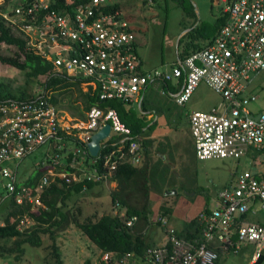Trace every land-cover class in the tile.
Masks as SVG:
<instances>
[{
  "label": "built area",
  "instance_id": "1",
  "mask_svg": "<svg viewBox=\"0 0 264 264\" xmlns=\"http://www.w3.org/2000/svg\"><path fill=\"white\" fill-rule=\"evenodd\" d=\"M12 2L0 10V18L15 37L25 41L27 51L53 65L55 76L82 81L86 90H98L101 101L118 100L141 114H146L142 102L150 87L160 86L162 96L184 106L205 83L222 101L210 111L188 114L197 159H241L253 152L264 153V113L257 117L248 109L258 99L248 92L249 84L264 72V0L227 2L224 12L228 19L214 41L184 58L177 51L170 70L148 71L143 70L137 35L126 13L107 9L113 2L32 0L11 6ZM51 95L42 88L29 100H0V188L8 196L15 194L19 204L32 203L34 211L45 209L41 192L52 184L83 183L86 193L87 182L107 184L119 166H138L143 156L141 143L115 109L94 106L84 120L67 117L64 122ZM107 124L111 132L101 142L99 156L91 161L92 167L84 166L85 157L79 161L76 156L86 155L93 134ZM61 130L81 145L70 147L62 142ZM45 147L47 172L32 195L22 185L28 177L18 178L19 168ZM68 153L75 155L70 165L73 171L65 169ZM119 206L116 202L115 207ZM258 209L264 211V171L247 170L218 193L213 209L203 211L201 238L179 237L168 218L159 216L156 223L166 229L168 241L161 247H148L145 260L150 264H215L221 255L249 253V264H256L264 258V224L243 217H254ZM113 215L120 216L128 227L138 221L137 216L127 218L115 210ZM112 256L105 253L102 259Z\"/></svg>",
  "mask_w": 264,
  "mask_h": 264
},
{
  "label": "trees",
  "instance_id": "2",
  "mask_svg": "<svg viewBox=\"0 0 264 264\" xmlns=\"http://www.w3.org/2000/svg\"><path fill=\"white\" fill-rule=\"evenodd\" d=\"M12 0H0V10H5L8 3ZM32 0H25V3H29ZM178 7L183 9L186 14V18L194 19L191 23H185V29L193 28L180 40L179 57L184 58L190 55L192 52L201 50L207 44L214 41L218 36L219 32L226 24L228 15L224 12L213 21V22H201L196 25L197 17L194 8L188 0H175ZM144 4H148L149 0H143ZM108 10H128V6L122 2L114 3L107 8ZM126 18L133 24V31L138 36L144 30L140 27L134 26V16L126 15ZM189 19V20H190ZM196 25V26H195ZM137 48L140 45L137 38ZM0 46L15 47L17 49L16 56L7 57L0 54V64L15 68L25 73L26 80L24 86L18 89H13L10 84L0 82V100L6 99H17V100H29L35 95L32 92V88L36 84L41 86L44 90L51 92V103L57 106L59 109L67 103L68 94L72 91L73 87H77L80 92V98L82 100V107L79 105L71 108L78 114L80 120L86 118L87 112L94 106L109 107L113 108L119 114L120 119L132 130V136L135 140L141 143L142 149L149 157L151 148L154 145V139L151 138L152 132L156 129L157 123H152V120L148 118L146 112L152 108L150 97L146 94L142 102L141 112L127 104L118 100L101 101L99 99L98 90L90 87L87 90H83L82 81L74 80L66 76H55L53 74L54 67L45 58L40 55L34 54L26 50V43L22 39L15 37L11 28L6 25V22L0 18ZM182 84V81L181 83ZM167 88H172V85L167 83ZM83 88V89H82ZM171 90V89H170ZM167 99H170L167 97ZM60 137L62 142L68 146L70 143L80 146L81 143L74 139L72 136L67 134L66 130L60 131ZM86 155H77L76 159L81 160L85 157V165L91 166V161L96 158H92L89 150L86 148ZM65 151V150H64ZM64 151H59L63 154ZM55 152H57L55 150ZM104 152V150H103ZM102 152V153H103ZM45 154L43 153L42 160L37 164L33 165L31 173L26 176L28 177L23 181L22 185L31 190V194L35 195V188L44 177L47 172V167L43 164ZM75 155L68 153V160L65 164L67 171H73L70 167L71 161ZM99 163V159H97ZM98 167V164L95 166ZM169 168V166H168ZM170 169V168H169ZM169 169H167L169 171ZM145 178V180L143 179ZM24 179V178H23ZM112 180L118 182H125L127 184L144 182V190L146 196L144 199V210L143 214L135 206L129 205L127 218L134 216L144 219L149 222V214L151 210V202L148 197L149 193V182H156V177H150L148 168L141 169L138 166L131 164H123L117 168L112 176ZM95 183L87 182L88 190L91 189ZM20 188V184L18 185ZM83 183H77L74 185H57L52 184L50 187L44 189L41 192V201L45 205V209H39L34 211L32 209L33 204L25 200L22 204H19L16 199V195H9L5 198L4 193L0 194V211L3 209L5 215L0 218V242L12 241L13 246L10 249L2 247V251L7 254H16L15 260L20 261L26 250L25 245L34 248H41L44 246L45 238L50 240V249L52 255V261H47L48 264H64L63 253L58 244L62 233H64L71 226H75L82 231L101 251L102 255L105 253H113L117 259H122L128 254H132L135 257L141 259L145 258V252L150 247L143 236L135 235L132 227H128L124 220L113 214H106L99 218L87 217L81 220L80 216L75 214L69 209L68 201L72 198H76L83 194ZM87 190V191H88ZM86 191V192H87ZM9 200L7 203L6 201ZM112 201L122 202L117 194H113ZM211 201L210 196H206L207 208ZM161 216H169L172 213L170 207L162 205L160 208ZM244 220H251L249 216H244ZM27 222L31 224L25 227ZM202 222L198 218L192 220L185 226V228L178 232V236L187 240H196L202 236ZM248 249V248H247ZM227 256L221 255L219 260L215 264H223V261ZM112 261L113 260H109ZM84 264H95L91 260L85 261ZM256 264H264V258Z\"/></svg>",
  "mask_w": 264,
  "mask_h": 264
},
{
  "label": "rangeland",
  "instance_id": "3",
  "mask_svg": "<svg viewBox=\"0 0 264 264\" xmlns=\"http://www.w3.org/2000/svg\"><path fill=\"white\" fill-rule=\"evenodd\" d=\"M19 1L24 2L25 0H14L10 5L15 6ZM109 1L113 3L122 2L127 5L128 10L124 9L126 15L134 16V26L144 30L138 35L140 43L138 54L144 62L143 70L148 71L154 68L170 70L171 65L177 61V51L179 52L180 49V44L177 47L179 37L186 30L184 24L191 23L194 19L188 20L185 17V12L178 7L175 0H153L152 2L149 1L148 4H144L143 0ZM188 1L192 4L198 21L213 22L226 8L227 2L231 0ZM16 52L17 49L15 47L0 46V54L4 56L14 57L16 56ZM25 80L26 76L24 72L0 64V82L10 84L16 90L24 86ZM251 83L255 87V89L253 88L255 91L253 94L258 96V99L251 102L248 105V109L257 113L264 112V109L260 110L264 106V72L258 73L251 80ZM40 89L42 87L36 84L31 91L34 92ZM150 89L153 90L155 103L161 105L166 110L169 120L173 121L172 133L168 125L167 130L169 131V135L160 137L161 139L163 138L160 142L161 147L167 151L165 155L168 158L167 165H163L161 168L160 163L162 161L160 160V163H157L155 167L156 173L154 174L156 182L159 180V183L162 184V190H159L161 197L166 195L165 198L168 199V203L173 201L174 195L179 192L193 195L202 189L205 195L211 197L208 207L213 209L218 193L234 184L240 174L247 170L253 172L264 170V153L253 152V156H246L241 159H197L188 113L193 111H210L215 104L219 105L222 101L220 95L214 92L207 84L201 83L191 100L184 106L178 105L173 99L163 100V98L167 99V97L162 96L159 89ZM71 90L68 94L67 103L60 108L64 122H66L67 117L75 119H79L80 117L70 106L72 104L73 106L79 105L82 107L80 92L77 87H73ZM83 90H86V88L84 87ZM248 92L252 93L250 89H248ZM157 145L158 143L154 139L153 147H155L156 153L158 150ZM69 146L73 147L75 145L70 143ZM46 148L35 151L22 162L19 168V180L28 176L32 171L33 165H37L42 160ZM167 174H169L168 177ZM164 177L168 179L167 185L165 184ZM172 185L175 188L166 192ZM163 186L166 190L163 189ZM173 191H177V193L174 194ZM3 193V190L0 188V194ZM84 194L68 201L69 209L80 216L81 220L87 217L99 218L106 214H112L110 211L112 196L108 190L104 194L103 192L99 194H103L102 199L101 197L100 199L93 198L94 194L92 192L87 196ZM4 196L5 198L9 197L7 194H4ZM6 202L8 203L9 200ZM112 206L115 207L113 201ZM4 215L5 211L2 209L0 211V218H3ZM172 223L179 227V224H176V220H173ZM30 224V222L27 223L25 227ZM169 226L176 229L170 224ZM50 243V240L46 237L44 246L41 248L25 245L26 252L23 258L17 261L15 260L16 254H7L5 251H2V247L10 249L13 246L12 241L7 242V244L0 242V264H48L47 261H52ZM62 243L64 246L62 251L64 264H84L87 260H91L95 264H110L102 260V255H100V250L97 246L75 226H71L62 233L58 244L61 245ZM138 259L142 264H150L144 260L145 258L141 259L138 257ZM113 260L116 261L118 259L113 257ZM223 264H249V255L247 253L245 255H228Z\"/></svg>",
  "mask_w": 264,
  "mask_h": 264
},
{
  "label": "crops",
  "instance_id": "4",
  "mask_svg": "<svg viewBox=\"0 0 264 264\" xmlns=\"http://www.w3.org/2000/svg\"><path fill=\"white\" fill-rule=\"evenodd\" d=\"M187 19L189 20L190 18H187ZM197 21H198V19H197ZM198 23H200V21ZM137 38H138V36H137ZM142 62H143V60H142ZM143 65H144V62H143ZM154 69H156V68H154ZM249 87H250L249 88L250 91L252 93H255V91H254L255 87L252 85V83L250 84ZM150 88H153V87H150ZM150 88H149V90H147L146 94L150 97V100L152 103L151 104L152 108L146 113L148 115V118L150 120H152L151 124L157 123V127L152 132L151 138L153 137L152 139H155L157 141L158 150L156 149L157 150V153H156L155 147L151 148L150 153H149V157H147L146 153L143 150L142 161H141V164L138 165V168H141V169L148 168V173H149L150 177H152V174L154 177V174L156 173L155 167H156L157 163H160V160L162 161L160 163L161 168L163 167V165H167V162H168L167 159L168 158L165 156L167 151L164 150L163 147H161L160 142L163 140V138L161 139L160 137L169 135V131L167 130L168 125L170 127L169 130L172 133V131H173L172 122L173 121L171 119L169 120V116L167 115L166 110L164 108H162L161 105H157V103H155L156 101L154 99L153 90ZM159 88H161V87L159 86L156 89H159ZM163 100L167 101L168 99L163 98ZM216 105L217 104H215L214 106H216ZM262 109H264V106L260 108V110H262ZM251 112L253 114L264 113V112L257 113V112H253V111H251ZM194 151H195V147H194ZM156 157H158V159H156ZM168 175L169 174H167V177H168ZM167 177H164L166 185L168 184ZM143 179L145 180V178H143ZM149 183H150L149 184L150 190L148 193V197H149V200L151 202V204H150L151 205L150 206L151 212L149 214V222H146L144 219L139 218L137 223L132 226V229H133L132 233H134L135 235H138V236L139 235L143 236L144 239L146 240V243L149 246L161 247V246L166 245L167 241H168L166 229L164 227H162L160 224L156 223V220L158 219V217L161 216L160 208L162 207V205L166 204L164 206L171 208L172 213H171V215L167 216V218L169 220V224L171 226L175 227L178 230V232H180L192 220L198 218L199 221H201V219H200L201 214L207 208V202H206V196L207 195H205V193L203 192L202 189L193 195L182 194V192H179L176 195H174L173 201L168 203V201H167L168 199L165 198L166 195L161 197V193L159 192V190H162V184L159 183V180L157 182H154V183H153V181H151ZM144 185H145L144 182L140 183V185H138L137 183H131L129 185L125 182L121 183V182H118L116 180H111L107 184H99V185L96 184V185H94L84 195L87 196V195H89L90 192H92L94 194L92 196L93 198L96 197L97 199H100V197H101V199H102L104 192L106 190H108L110 192L111 196H113V194H117V196L122 201V202H120V206L118 208H116V207L112 206V197H111V210L110 211L112 212V214H113V211L115 210L119 213L127 215L128 207L126 206V203H128L129 205L135 206L138 210H140L143 214H145L144 199H145L146 194L144 193L145 192L144 190H146V188L144 187ZM174 188H175V186L172 185L169 188V190H166V188L163 186V189L166 190V192L170 191ZM102 192H103V194L99 195ZM100 204H101V202H100ZM249 218H251V220H247V221H256L257 220V221H259V223L264 224V211H262L261 209H258V214L255 215L254 217H249ZM173 220H176V224L178 223L179 227L175 226L172 223ZM65 243H67V242H65ZM59 246H60L61 250L63 251V247H64L63 243ZM247 254L249 255V253H247ZM100 255H102L101 251H100ZM243 255H245V254H243ZM102 257H103V255H102ZM113 257L114 256H112L110 258V260H113ZM249 259H250V255H249ZM104 262L110 263V264H142L140 262V260L138 259V257H135L133 255L130 257H124L122 259H118L116 261L113 260V262L109 261V260H107V261L104 260Z\"/></svg>",
  "mask_w": 264,
  "mask_h": 264
},
{
  "label": "water",
  "instance_id": "5",
  "mask_svg": "<svg viewBox=\"0 0 264 264\" xmlns=\"http://www.w3.org/2000/svg\"><path fill=\"white\" fill-rule=\"evenodd\" d=\"M198 22L199 21H197L196 25L199 24ZM192 29L193 28L186 29L182 33V35L179 37V42L182 39V37L185 36ZM177 47H179V43H178ZM259 116H260V114H258L257 117H259ZM110 132H111V125L110 124H107L100 131H98L97 133L93 134L91 140L87 144L89 153H90V155H91L92 158H97L99 156L100 150H101V142L104 141L109 136ZM173 193L176 194L177 191H173Z\"/></svg>",
  "mask_w": 264,
  "mask_h": 264
}]
</instances>
